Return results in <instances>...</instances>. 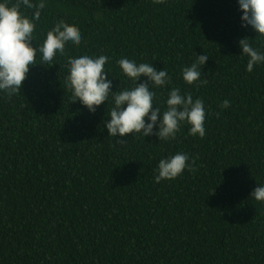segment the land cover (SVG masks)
Wrapping results in <instances>:
<instances>
[{"label": "trees", "instance_id": "1", "mask_svg": "<svg viewBox=\"0 0 264 264\" xmlns=\"http://www.w3.org/2000/svg\"><path fill=\"white\" fill-rule=\"evenodd\" d=\"M240 16L236 0H47L34 46L60 19L82 43L0 93V264H264V202L250 196L264 184V64L246 71L238 45L264 51V37ZM204 53L207 84H186L181 68ZM84 54L111 58L113 91L132 85L121 57L166 69L169 88L203 99L206 135L108 136L111 103L91 113L63 88L66 60ZM156 91L163 111L168 88ZM177 152L191 170L156 183Z\"/></svg>", "mask_w": 264, "mask_h": 264}, {"label": "clouds", "instance_id": "2", "mask_svg": "<svg viewBox=\"0 0 264 264\" xmlns=\"http://www.w3.org/2000/svg\"><path fill=\"white\" fill-rule=\"evenodd\" d=\"M47 0H0V93L11 97L20 92L30 66L39 64L51 66L58 56L66 53V46L78 48L82 35L78 28L65 20H58L47 30L43 41L34 46L36 22L40 20ZM163 4L165 0H153ZM241 11V27H250L264 37V0H236ZM22 9H31V16ZM240 53L247 56L246 71L264 64V51L254 48L248 39L238 41ZM37 54L40 62H36ZM209 56L196 55L195 60L183 66L180 76L188 85H204L207 80L201 75V68ZM107 55H80L67 59L64 89L72 94V102L80 104L94 113L98 106L111 103L104 127L110 137H124L126 134H141L143 137L155 134L159 141H170L177 137L181 127L188 125L192 136L206 135V109L203 99L193 98L190 93H182L179 87H168L172 77L164 68L156 69L152 63L137 62L121 57L116 63L121 73L132 82L130 87L113 91V81L105 65L110 61ZM168 88L164 100L165 110L157 106L156 89ZM155 105V107H153ZM221 108L230 107L225 99ZM155 129V132H154ZM118 144L126 143L119 139ZM190 157L185 152H177L159 159L154 180H174L187 168L191 170ZM257 201L264 202V184L257 185L250 193Z\"/></svg>", "mask_w": 264, "mask_h": 264}]
</instances>
